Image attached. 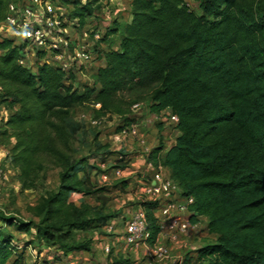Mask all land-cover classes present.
<instances>
[{
	"label": "trees",
	"instance_id": "16d2710c",
	"mask_svg": "<svg viewBox=\"0 0 264 264\" xmlns=\"http://www.w3.org/2000/svg\"><path fill=\"white\" fill-rule=\"evenodd\" d=\"M26 1L0 0V27L10 6ZM100 2L111 0H62L66 9L73 6L70 19L79 26L98 18ZM238 7V0H131V21H115L101 41L117 40V49L101 54L106 66L83 92L74 74L47 64L21 65L25 43L0 34V105L10 113L0 143L11 146L9 166L19 172L22 192L36 188L45 166L62 170L57 192L33 209L41 241L66 253H90L89 244L68 243L64 228L70 232L93 222L104 228L112 221L83 219V208L71 202L73 194L86 198L100 191L88 173V157L75 156L73 144L86 139L73 112L100 106L98 115L128 123L129 106L148 99L152 115L169 111L179 119L175 144L167 148L161 142L148 160L170 172L182 196L193 200L190 220L206 218L208 233L216 237L195 251V264H264V17L240 14ZM136 92L143 97L132 104L122 97ZM108 150L99 145L101 152L92 158ZM141 206L148 242L155 246L161 233L158 203ZM0 216L1 222H14ZM61 220L66 225H58ZM9 245L0 238V264L14 256Z\"/></svg>",
	"mask_w": 264,
	"mask_h": 264
},
{
	"label": "rangeland",
	"instance_id": "374dc122",
	"mask_svg": "<svg viewBox=\"0 0 264 264\" xmlns=\"http://www.w3.org/2000/svg\"><path fill=\"white\" fill-rule=\"evenodd\" d=\"M81 1L86 3V1L92 2L93 0ZM118 1L119 2H117V0H111L109 3L100 2L97 4L95 7L97 8V12L99 14L98 18H90L86 20V24L84 26H78L77 22L75 23L71 21L68 26L69 28L66 30V35H64L63 38L72 39L73 41L78 40L84 42L86 45H88V43L93 44L94 53L102 54L105 50L109 51L112 48H117V42H109L108 44L95 42L92 32L95 29L99 30V32H102L101 35L105 37V33L113 28L115 21L124 25L131 20V0ZM238 1V10L240 14L242 12H250L254 14L257 19L264 17V0ZM193 8L197 9V6L194 5ZM75 44L77 43H74V45ZM101 44L104 49L103 51L101 50ZM102 62L103 60L100 58L95 62L98 66L91 69L89 65L81 66L78 76L76 77V89L83 92L88 86L91 88L94 87V75H92V72L98 70L104 63ZM141 94L142 92H136L133 94L122 95V97L125 96L129 99L128 101L130 104H132L133 101H137L139 98L143 97V94ZM136 104H140L142 107V109L138 112L133 109ZM149 105L148 99H144L129 106L128 111L130 112L126 115V118L130 120L128 123L124 122L125 118L120 119L118 117H103L98 115L96 112L97 108L95 106H86L81 109H76L73 112V118L76 123L83 127L82 133H84L86 139L85 144H80L78 142L73 144V148L76 150L75 156L77 158L82 156L88 157V173H90L91 178L94 180L96 191L100 190L95 196L93 195L83 198L82 201L78 200L79 203L81 202L80 207L83 208V219H95L102 216L109 219L111 218L112 220L115 218H119L120 220L121 217V223L124 225L125 221L136 213L138 209L137 201L130 200V196H135L137 190H140L141 187L132 183L128 190L123 189L121 180H114V170L125 168L126 166H122L127 165L135 159H144L146 155L144 153H148L150 151L152 152L160 146L161 142H164L167 148L172 147L179 135L174 126L157 121L154 115L150 113ZM9 115L10 113L8 110L5 107H2V109H0V124L7 121ZM166 119L168 120L169 117ZM94 122L98 123L97 126H94ZM122 125L125 128H130L134 125L137 126L140 132L138 139L140 140L138 144L137 141H131L127 147L128 151L117 152L114 149L116 147L112 145L111 136L118 132V129H122ZM103 144L109 145V150L106 156L104 155V157L94 160L92 158L93 155L101 152H99V145ZM141 145L142 149L140 148ZM120 158H123V162L121 163L122 165L115 162ZM8 170L7 179L0 181V214H2V216L6 219H11L14 222L4 223L0 221V238L10 241L9 246L15 249L14 256L7 264H14L19 257H22L19 264H33L34 259L31 256L36 255L35 250L39 252L37 246L42 244L37 232V226L40 223V219L36 216L37 213L33 211V209L42 203L43 200L48 199V197L57 192L61 184L60 175L62 170L53 164L45 166L44 171L41 173L36 182V188L25 192H22L21 190V184L18 179L19 172L17 171L15 174L11 172L10 169ZM145 170L146 168H144V171ZM105 175L108 177L107 180L105 179L106 183L101 180V177ZM80 177H83V175ZM108 183L110 184L107 185ZM78 196L81 195L73 194L71 199ZM125 206L128 207V212H132L123 214L120 209H123ZM31 223H33L32 226L26 225ZM58 223V225L61 226L66 225V222L62 220ZM25 225L27 227H25ZM109 232L110 231L107 228H99L97 222H93L83 229H74L70 232L68 228H64V233L66 235L70 233L68 243L71 245L86 243L91 246L92 251L90 252V257L92 259V264H111L109 259L115 253H109L107 255L108 257H106L102 250L105 241L113 237V234ZM214 242L215 239L209 235H206V237L198 243L185 242L188 244V256H190V254H194L195 250L193 249L198 248L200 245L214 244ZM162 244L166 245L165 241H162ZM172 245H169L172 256L170 260L174 257L173 253H175V251L173 248L178 244ZM57 248L61 250L59 247ZM124 249L126 254L134 251L130 248L127 249L125 246ZM183 253L184 255H187L185 251ZM125 257V255L120 257V259L123 260L122 262H126L128 264H139L135 257L132 256V260L128 261ZM182 258H184L182 261L185 262V256ZM165 262L163 264H165ZM167 264H169V262Z\"/></svg>",
	"mask_w": 264,
	"mask_h": 264
},
{
	"label": "built area",
	"instance_id": "2783aa9c",
	"mask_svg": "<svg viewBox=\"0 0 264 264\" xmlns=\"http://www.w3.org/2000/svg\"><path fill=\"white\" fill-rule=\"evenodd\" d=\"M73 9V6L66 9L62 0H27L22 7L13 4L10 6V16L0 27V34L15 39L17 43H25L21 65L35 68L37 65L47 64L77 77L81 66L95 64L101 58V54L94 53L93 44L86 45L78 40L63 38L71 21L76 23L75 20L70 19ZM96 15L99 16L98 13ZM92 34L95 42L101 43L104 38L101 35L102 32L95 29ZM74 43L77 44L74 45ZM39 54L41 61L37 64ZM99 108L100 106H97V109ZM0 109H2L1 105ZM133 109L138 112L142 107L136 104ZM154 117L157 121L163 124L168 123L174 128L179 121L178 117L169 111ZM167 117H169L168 120ZM97 124L94 122V126ZM139 134V129L135 125L125 128L111 136L112 145L116 147L114 149L117 152L126 151L131 141H137L138 144ZM150 153L151 151L144 153L146 154L144 158L146 170L140 179V197L142 202L158 203L156 217L161 225L158 241L164 240L169 245H177L185 239L192 228L189 205L193 203V200L182 196L180 187L175 184L167 169L161 166L156 167L148 160ZM113 176L115 179L124 180V169L114 170ZM7 177L8 170L0 165V181L6 180ZM105 179L107 180L108 177L106 176ZM106 228L109 231L113 230L112 225ZM124 232L123 244L127 249L136 250L149 244L150 234L143 210L136 212L125 221ZM167 243L155 248L153 258L161 262L171 259V249ZM111 248L112 245H108L106 251L109 253Z\"/></svg>",
	"mask_w": 264,
	"mask_h": 264
},
{
	"label": "crops",
	"instance_id": "0c3cea01",
	"mask_svg": "<svg viewBox=\"0 0 264 264\" xmlns=\"http://www.w3.org/2000/svg\"><path fill=\"white\" fill-rule=\"evenodd\" d=\"M117 2H119V1L117 0ZM116 39H118V37H116ZM116 45L118 46V44H116ZM114 49H117V48H114ZM103 62H102L103 64L101 65L100 68L106 66V62L105 61H103ZM96 66H98V65H96V64L89 65L90 69L96 68ZM98 70L93 71L92 75L95 76L97 74ZM1 125L2 124H0V126ZM14 142L15 141H13L12 143L14 144ZM140 148L142 149V145L140 146ZM10 151H11V146H4L0 143V165L4 166L6 169H10L11 172L16 174V171L14 169H12L8 163V157L10 155ZM162 155H164V154L162 153ZM144 168H146V162L142 158L135 159L132 162H130L125 168H121V169H124V171H125V179L121 180V184H122L123 189L128 190L130 188V186L132 185V183L137 184L141 187L140 179H142L141 175L144 173L143 172ZM105 177H106V175L101 177V180L105 181V183H106ZM114 180H116V179H114ZM109 184L110 183H108L107 185H109ZM140 191H141V188H140V190H137L135 196H130L131 197L130 200L137 201L138 209L136 212L143 210V208L141 206L142 200L140 197ZM83 198H84L83 195L78 196V197H73L71 199V202H73L77 207H80L81 202L79 203L78 200L82 201ZM121 208H123V207H121ZM120 210H122L121 212H123V214L132 212V211H130V212L127 211L128 210L127 206H125L123 209H120ZM130 210H132V209H130ZM121 221H122L121 217H120V220H119V218H117V219L115 218L106 226V227H108L110 225L113 226V230H111L109 232V233L113 234V237H111L105 241V243L103 245L104 247L102 249L103 254L106 257H108L107 255L109 253H115L109 259L110 263L113 264L116 261H123L120 259V257L125 255L126 256L125 259L127 261L132 260V258L135 257V259L139 262V264H163L164 262H161V261L153 258V252L158 245H163L162 241H164V240H159L157 242V245H155V246H150V244H147V245H144V246L137 248L136 250H134L133 252H130L129 254H126V251L124 249V244H123L124 243V236H125L124 225H122ZM191 224H192V228H191L189 234L185 237V239L183 241H181V244H178L177 246H175L173 248V250L176 253V254L173 253L174 254L173 259L165 262V264H167L168 262H169V264H184L182 261L184 259V258H182L183 256H185V259L188 260V263L195 264L197 257H198V254L195 252L194 254H190V256H188V254H189L188 250H187L188 244L185 242H188V243L197 242L198 243L199 241L203 240V238L206 237V235L211 236L216 241V237L210 235L207 231L208 220L206 218L201 217V218L197 219L195 222L191 221ZM106 227H104V228H106ZM108 245H112L111 251L109 253L106 251V247ZM204 245L205 244H202L198 248H195L193 250L197 251V249L201 248ZM37 247L39 249V252H37L35 250L36 255L31 256L34 259L33 264H92V259L90 257V253H88V252H84V251L76 252L75 251V252L66 253L64 251L59 250L57 247H53V246L50 247V246L46 245L44 241H42V244L40 246H37ZM184 251L187 253V255H184V253H183Z\"/></svg>",
	"mask_w": 264,
	"mask_h": 264
}]
</instances>
